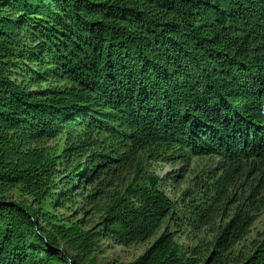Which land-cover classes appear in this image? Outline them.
Returning a JSON list of instances; mask_svg holds the SVG:
<instances>
[{
	"label": "trees",
	"instance_id": "trees-1",
	"mask_svg": "<svg viewBox=\"0 0 264 264\" xmlns=\"http://www.w3.org/2000/svg\"><path fill=\"white\" fill-rule=\"evenodd\" d=\"M151 145L215 157L263 193L264 0H0V264H99L103 240H150L175 208L141 163ZM97 196L88 229L53 212ZM249 207L213 262L165 231L120 264H227ZM233 264H264V233Z\"/></svg>",
	"mask_w": 264,
	"mask_h": 264
},
{
	"label": "rangeland",
	"instance_id": "rangeland-1",
	"mask_svg": "<svg viewBox=\"0 0 264 264\" xmlns=\"http://www.w3.org/2000/svg\"><path fill=\"white\" fill-rule=\"evenodd\" d=\"M151 147L154 150L150 153ZM151 147L144 152L141 163L146 173L162 178V187L175 202V208L156 234L146 242L119 245L107 240L101 241L96 252H93L97 262L130 263L150 248L165 231L175 235L188 256L198 260L209 258L210 262H213V256L216 258L224 247L223 244L217 243L220 229L236 211L252 204V209L249 207L246 212L256 217L255 221L244 237L235 242L224 255L227 264H233L237 259L248 256L264 233V206L261 204L264 202V191L259 196H256L257 192L252 191L255 176L246 173L247 177H233L231 173H226L227 170H220L217 158L190 155L179 146ZM132 177L131 171L125 176V181L129 183ZM256 180L258 182L257 178L254 181ZM112 181L102 178L97 185L116 194L127 184L111 185ZM89 191L94 189L88 187ZM10 197L17 200L25 198L17 190L13 191ZM104 201L102 196L88 200L79 197L75 202H69L53 212L69 223L82 220L86 223L84 228L88 229L101 215Z\"/></svg>",
	"mask_w": 264,
	"mask_h": 264
}]
</instances>
